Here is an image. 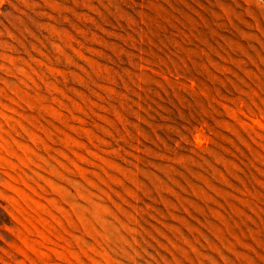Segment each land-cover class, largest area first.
I'll return each mask as SVG.
<instances>
[{"label": "rangeland", "instance_id": "obj_1", "mask_svg": "<svg viewBox=\"0 0 264 264\" xmlns=\"http://www.w3.org/2000/svg\"><path fill=\"white\" fill-rule=\"evenodd\" d=\"M0 264H264V0H0Z\"/></svg>", "mask_w": 264, "mask_h": 264}]
</instances>
